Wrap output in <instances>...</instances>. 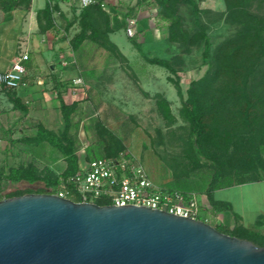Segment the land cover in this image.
I'll return each mask as SVG.
<instances>
[{
    "label": "rangeland",
    "instance_id": "rangeland-1",
    "mask_svg": "<svg viewBox=\"0 0 264 264\" xmlns=\"http://www.w3.org/2000/svg\"><path fill=\"white\" fill-rule=\"evenodd\" d=\"M40 1L35 0V7L40 6ZM253 1L251 9L264 15V0ZM105 2L112 16L109 29L103 18L98 17L96 24L100 42L86 41L82 54L72 56L76 60L78 78L83 79L82 85L73 86L79 90L72 91V97L67 98L68 103L79 99L78 111L73 120L75 125H79L73 132H77L80 146V167L87 165L90 150L99 153L102 149L97 129V122L100 121L126 141L128 152L136 155L157 185L166 189L177 188L178 179L185 170L183 154L187 148L189 128L181 116V98L169 81V77L175 76L163 67L149 64L132 40L139 42L147 55L170 59L179 70L185 92L192 80L203 77L208 65L200 66V48L170 41L169 23L159 18L153 0L142 5H138V0ZM198 2L203 11L202 21L210 24L209 32L216 48L235 31L220 17L227 11L225 0ZM132 9V15L127 17ZM179 11L183 23L181 29L190 34L195 33L197 27L189 8L181 5ZM78 13L80 11L75 8V19L79 20ZM126 19L137 21L135 36H129ZM76 27L80 30L79 23ZM104 36L109 39L107 46L102 45L106 41ZM31 40L40 54L49 51L51 39L46 38L44 44L40 42V37ZM82 60H85L84 65L81 64ZM51 63L52 60H49L44 67L40 76L43 84H38L36 95L27 93L24 96L26 98L23 97L24 103L30 108L26 115L14 107L6 90L0 86V169L9 171L34 164L42 173L51 170L56 175H62L67 167L65 158L55 147L33 140L39 124L55 132L64 128L58 96L50 93L55 89L49 66ZM58 69H61L60 65ZM162 98L170 102L176 116L172 124L163 118L158 109L157 102ZM159 129L164 135L162 145L156 143ZM189 178L192 182L190 186L197 188L198 184L194 183L199 179L197 175L192 174ZM193 192L198 199L199 218H208L212 225H220L218 229L222 231L223 228L237 226L264 235V180L215 191L214 199L229 203L231 210L224 207L223 210H215L204 191Z\"/></svg>",
    "mask_w": 264,
    "mask_h": 264
},
{
    "label": "trees",
    "instance_id": "trees-1",
    "mask_svg": "<svg viewBox=\"0 0 264 264\" xmlns=\"http://www.w3.org/2000/svg\"><path fill=\"white\" fill-rule=\"evenodd\" d=\"M105 1L97 0L93 5L80 11L81 30L71 40L74 51H78L86 41L100 42V32L96 24L98 17L103 18L106 28L109 29L112 16L102 9L101 4ZM149 1L138 0V5ZM153 2L157 5L159 18L169 23L170 41L200 48L202 51L200 66L208 65L203 77L192 80L185 92L179 70L170 59L151 57L143 51L139 42L132 40L149 64L163 67L175 76L169 77V81L175 86L181 98V116L188 123L187 148L183 154L185 170L178 179L177 188L169 190H177L186 196L194 193L193 191L202 190L213 209L223 210L224 207L231 210L229 203L214 199L215 191L264 180V15L251 9L253 0H225L227 11L220 17L233 26L235 31L214 48L209 32L210 24L202 21L203 11L198 0ZM31 5L32 0H0V10L4 12L30 10ZM181 5L190 10L197 27L193 34L181 29L183 24L182 16L179 14ZM57 11H60L58 1L38 11L37 20L41 33L56 27ZM133 11L134 9L126 16L130 17ZM73 23L69 22V26ZM127 25L126 19L125 26ZM104 37L106 41L102 45L107 46L109 39ZM3 89L9 92L14 107L26 115L30 108L18 97L16 90L6 87ZM58 98L64 119L63 130L55 132L39 124L33 140L55 147L65 158L67 164L65 171L62 175H56L51 170L42 173L34 164L29 167L12 168L9 171L0 169V201L31 193H64L75 202L84 201L69 181L80 168L78 155L80 146L77 132H73L79 125H75L73 121L79 103L75 101L67 104L61 95ZM157 105L168 123L176 121L167 99H159ZM97 129L102 149L99 153L90 150L88 161L116 158L128 153L126 141L118 134L100 121L97 122ZM157 132L159 138L156 143L162 145L164 135L160 129ZM192 174L199 178L193 181L198 184L197 188L190 186L192 182L189 176ZM3 183L6 185L2 186ZM95 203L102 206L112 204L106 199H98ZM235 218L238 220L237 216ZM197 219L209 223L208 218ZM219 226L214 227L218 229ZM219 231L264 247V235L245 227L236 226L232 229L226 227Z\"/></svg>",
    "mask_w": 264,
    "mask_h": 264
},
{
    "label": "water",
    "instance_id": "water-1",
    "mask_svg": "<svg viewBox=\"0 0 264 264\" xmlns=\"http://www.w3.org/2000/svg\"><path fill=\"white\" fill-rule=\"evenodd\" d=\"M0 264H264V247L160 209L31 193L0 201Z\"/></svg>",
    "mask_w": 264,
    "mask_h": 264
},
{
    "label": "built area",
    "instance_id": "built-area-1",
    "mask_svg": "<svg viewBox=\"0 0 264 264\" xmlns=\"http://www.w3.org/2000/svg\"><path fill=\"white\" fill-rule=\"evenodd\" d=\"M51 5L55 1L73 4L78 11L87 8L97 0H48ZM102 9L109 13L107 3L101 4ZM129 36H135L137 21L127 20ZM29 53L17 58L13 67L0 73V86L18 90L25 85L27 74L25 62ZM83 84V79H73L74 86ZM69 181L83 197V202L95 203L98 199H106L111 205H138L164 210L173 214L198 218L199 204L195 193L184 195L177 190H169L157 185L149 176L146 168L133 153H123L116 158H98L88 161L85 167L72 176ZM58 195L66 197V194ZM67 198V197H66Z\"/></svg>",
    "mask_w": 264,
    "mask_h": 264
},
{
    "label": "crops",
    "instance_id": "crops-1",
    "mask_svg": "<svg viewBox=\"0 0 264 264\" xmlns=\"http://www.w3.org/2000/svg\"><path fill=\"white\" fill-rule=\"evenodd\" d=\"M58 2L60 11L55 12L56 27L46 33L40 32L37 13L48 4L51 5L48 0H41L39 7H35V0H32L30 10L18 9L12 12L0 10V73H5L11 69L21 54L29 53V59L24 63L27 67V74L24 78L25 85L16 90L18 97L22 99L27 93L36 95L38 84H43L40 76L49 60H52L49 66L52 79L55 82V89L50 93H54L55 96L61 95L67 104H72L73 102L68 103L67 98L72 97V91L79 90V88H73V79L79 77V72H76V60H73L72 56L82 54L86 42L78 51L73 50L71 40L81 30V27L80 30L76 27L79 23V20L75 19L76 15H74L76 7L71 3ZM69 22L74 23L69 26ZM36 37H40V42L43 44L46 38L51 39L50 46H48L49 51H46L45 54H40L34 48L31 39L34 40ZM69 46L70 48H68ZM81 64L84 65L85 60H82ZM58 65L61 67L60 70ZM6 92L9 96V92Z\"/></svg>",
    "mask_w": 264,
    "mask_h": 264
}]
</instances>
